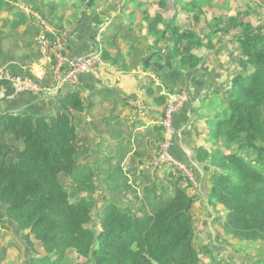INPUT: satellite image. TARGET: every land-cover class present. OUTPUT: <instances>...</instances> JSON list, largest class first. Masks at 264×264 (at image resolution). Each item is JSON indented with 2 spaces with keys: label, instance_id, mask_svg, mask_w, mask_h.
<instances>
[{
  "label": "trees",
  "instance_id": "obj_1",
  "mask_svg": "<svg viewBox=\"0 0 264 264\" xmlns=\"http://www.w3.org/2000/svg\"><path fill=\"white\" fill-rule=\"evenodd\" d=\"M21 1L0 0V12L13 15L12 29L27 22L10 4ZM100 1L59 0L57 5L81 10L79 21L90 11L98 31L108 25L96 12ZM117 1L113 7L133 6L126 26L140 20L146 35L165 45L182 72L199 66L198 51H214L232 37L240 72L221 99L226 105L209 120L212 147L200 146L197 152L206 170H212L208 203L221 204L226 211L214 221L235 239L264 245V18L258 19L246 2V10L237 7L231 14L235 8L218 0ZM55 7L46 0L35 9L53 22ZM108 54L104 50V60ZM56 107L48 116L0 113V264L7 252L5 228L25 232L38 244L40 252L29 264H72V257L85 264H202L203 252L213 253L209 258L216 263L214 246L204 251L196 246L194 198L185 189L177 188L143 217L115 201L99 206L91 185H80L91 197L75 193L72 200L73 186L67 181L78 177L82 159L74 113L91 110L93 104L75 90L59 96ZM258 261L264 264V258ZM226 264L235 262L228 259Z\"/></svg>",
  "mask_w": 264,
  "mask_h": 264
},
{
  "label": "crops",
  "instance_id": "obj_2",
  "mask_svg": "<svg viewBox=\"0 0 264 264\" xmlns=\"http://www.w3.org/2000/svg\"><path fill=\"white\" fill-rule=\"evenodd\" d=\"M113 2L118 1L101 0L96 8L101 21H106L107 28L111 29L108 37L102 38L103 52L107 50L109 53L107 60H104L105 65L91 74L83 75L78 85L84 100L93 104L91 110L74 113V123L81 140V168L85 161H91L102 179L100 182L104 183L100 168L106 166L113 171L120 167L121 180L114 179L111 182L124 187L111 189L120 190L117 193L105 191V194H119V206L140 217L153 212L156 205L153 206L151 200L164 198L162 201H166L175 195L177 188L185 189L188 196L194 198V220L201 224L209 223L211 219L208 220V215H204L207 213L204 206L209 205L212 170H206V164L198 158L197 149L200 146L206 149L212 147L207 139L209 120L215 110H218L213 107L214 102L217 99L221 101L231 88L234 77L240 72L234 61L238 53L237 47L227 37V42L214 51H198L201 58L199 66L182 72L165 45L156 43L146 35V29L140 20L126 26L125 20L133 12L127 10L130 6L126 8L118 3L113 7ZM9 14L10 21L13 15ZM90 16V11H87L79 21L81 14L80 18L68 23L69 28L59 25L69 35V53L72 57L85 56L96 48L95 37L98 31ZM13 30L19 32L21 38L29 36L38 57L33 59L31 52L26 50L24 57L18 61L12 53L9 55L0 50V66H6L14 74H31L41 57L35 42L37 30L28 18L25 24ZM26 44L28 45L27 42ZM42 85L44 90L40 94L23 92L14 100L0 99V113L48 116L56 112L55 105L62 89L54 91V82L50 80V76ZM0 89L9 92L11 84L3 83ZM181 89L187 90L189 100L175 114V135L171 151L177 159L194 169L197 186L171 171L154 170L150 167L164 138L161 120L167 98L161 92ZM71 91L74 89L70 88L65 95ZM138 94L146 97L149 107L142 121L133 120L128 105V99ZM222 108L224 105L221 104L220 109ZM150 190L152 196L149 199L146 195ZM95 191L100 193L97 189ZM105 198L107 197L102 196V200ZM97 200L100 202L101 198L98 197ZM216 207L221 214H225L223 205L217 204Z\"/></svg>",
  "mask_w": 264,
  "mask_h": 264
},
{
  "label": "rangeland",
  "instance_id": "obj_3",
  "mask_svg": "<svg viewBox=\"0 0 264 264\" xmlns=\"http://www.w3.org/2000/svg\"><path fill=\"white\" fill-rule=\"evenodd\" d=\"M218 1H220L222 4L229 3L232 8H235V10L229 12L231 14L235 13L237 7H241L243 10H246L247 8V6L245 5V2H246L252 6V10L255 13V15L258 17V19L264 18V0H218ZM45 2L46 0H22L20 3L29 4L33 7L34 10H36L35 7L36 8L40 7ZM58 2L59 0H52V5L56 6L55 8L57 9L56 17L52 18V20L56 24H61L64 26L66 25L65 27L69 28V26H67L68 23L73 22V19H77L78 17L77 18L75 17L78 16V12L82 14L81 13L82 11L79 9L72 10V7L66 6V5L59 6L57 5ZM10 4L15 5V7H18L17 4L14 2H11ZM103 4H106V2H103ZM151 6H155V5H151ZM132 7L133 6L131 5L129 8H127V10L133 11ZM154 8H156V6ZM42 10L47 11V8L43 7ZM75 11H77V13ZM58 14L59 16H57ZM73 14H75L74 17H73ZM61 15L64 17L66 16V22L61 21ZM181 16L183 19H185V15H181ZM46 17L50 19L48 16ZM9 18H11V15L8 12L6 11L0 12V50L2 52L4 51L5 54L6 52H8L7 54L9 55L10 53H12L18 61H20L24 57L23 53L26 50H28L31 52L30 56H32L33 59H35V57L37 56L36 49L34 48L33 44L29 41L30 39L29 36L21 38V34L13 30L9 26ZM252 20L255 21L256 19L252 17ZM202 25H203V22L201 23V26ZM109 31H111V29L107 28V30H105V32L103 33V36L105 39L108 37ZM36 35H37V32H36ZM228 38H232V37L229 36ZM26 42L28 43V45L26 44ZM36 48L39 51V48L37 45H36ZM21 75H28V73L21 74ZM50 80L54 82V78L52 75H50ZM70 88H73L74 91L80 90L78 86L65 85L62 88L59 96L60 97L64 96L66 91L70 90ZM221 104L222 102L217 99L216 102H214L213 107L215 109L216 108L220 109ZM223 105L225 106L226 104L223 103ZM208 108H211V107L208 105ZM92 164L93 163L91 161L89 162L85 161L82 168L79 169L80 173H77L78 177H76L75 180L72 178L69 180L66 179L68 180L67 185L73 186L71 189L72 190L71 196L73 198L72 200H75L74 198L75 193L78 194L77 195L78 198H80L81 196L91 197L89 190H82L80 188V185L82 187L86 184V187L91 185L93 189L99 190L100 193L102 194L101 195L98 192L95 193L96 199L98 197L101 198V201L98 202L99 206H101L105 200L115 201L119 203V201H121V200H118L119 197L117 195L119 194H116L115 196L106 195L105 191L109 193H117L120 190H111V189L124 187L122 184H120V186H116V184L111 182L114 179L121 180L122 175L120 172L122 171L119 170L121 168L119 167V169L117 168L111 171L106 166L101 167L100 171H101V177L104 180V183H103V182H100L102 179L100 178L96 168L93 167ZM101 183L104 186H102ZM151 192L152 190H150L148 194L146 195V197L149 196V199H150V196H152ZM102 196L103 197L106 196L108 199L105 198L104 200H102ZM163 199L164 198L158 199V200L157 199L151 200L152 205L158 206L159 203H161ZM204 210L207 211V213H204V215H208V220L211 219L212 221L210 220L209 223L201 224L197 220L195 221L193 218L195 233H196L195 243H196L197 248L203 251L204 249H206L204 248L205 246H207L208 248L210 246L211 247L214 246L216 248L215 252L217 254L216 256L217 261L215 263L214 261H211L212 259L210 260L209 256H211L212 258L213 253L210 255H207V253L203 252L201 253L202 264H226L228 259H232L235 262V264H259L258 260H260L261 258H264V245L261 242H246V241L242 242L238 239L231 237L230 235L226 234L223 228L214 221V218H216V216L221 213L220 210H218V208L215 206H209V205L204 206ZM3 234H4V239H5L3 244L7 248L6 259L4 261V264H29L31 257L35 254V252L37 253L40 252L38 244L34 241V238L30 237L25 232H21L16 229L12 230V229L5 228ZM72 259H73L72 264H85V260L82 258L75 259L74 257H72Z\"/></svg>",
  "mask_w": 264,
  "mask_h": 264
},
{
  "label": "built area",
  "instance_id": "obj_4",
  "mask_svg": "<svg viewBox=\"0 0 264 264\" xmlns=\"http://www.w3.org/2000/svg\"><path fill=\"white\" fill-rule=\"evenodd\" d=\"M18 8L37 30L35 42L41 57L37 67L28 75L14 74L6 66H0V85L11 84L9 92L0 89V99L14 100L17 95L23 92L40 94L44 90L42 82L50 75L54 78L55 92L65 85L78 86L83 75L91 74L105 65L102 49L105 25H102L96 34V48L92 53L81 57H72L69 53L70 39L66 32L40 11L34 10L31 5L19 3ZM161 93L167 98V106L161 120L164 138L160 143L157 155L150 162V167L154 170L171 171L183 176L193 186H197L194 169L177 159L171 151L175 135L174 117L188 102L189 94L184 89L177 92L162 90ZM128 105L134 121L145 119L149 107L144 95L138 94L130 97Z\"/></svg>",
  "mask_w": 264,
  "mask_h": 264
},
{
  "label": "water",
  "instance_id": "obj_5",
  "mask_svg": "<svg viewBox=\"0 0 264 264\" xmlns=\"http://www.w3.org/2000/svg\"><path fill=\"white\" fill-rule=\"evenodd\" d=\"M5 222H7V220H5Z\"/></svg>",
  "mask_w": 264,
  "mask_h": 264
}]
</instances>
